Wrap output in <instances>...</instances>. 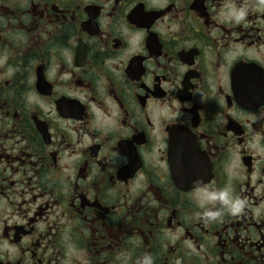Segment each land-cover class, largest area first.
I'll list each match as a JSON object with an SVG mask.
<instances>
[{
	"label": "flooded vegetation",
	"instance_id": "obj_1",
	"mask_svg": "<svg viewBox=\"0 0 264 264\" xmlns=\"http://www.w3.org/2000/svg\"><path fill=\"white\" fill-rule=\"evenodd\" d=\"M0 264H264V0H0Z\"/></svg>",
	"mask_w": 264,
	"mask_h": 264
}]
</instances>
